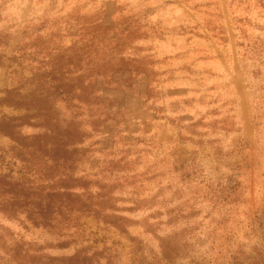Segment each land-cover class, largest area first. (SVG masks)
Listing matches in <instances>:
<instances>
[{
	"label": "rangeland",
	"instance_id": "1",
	"mask_svg": "<svg viewBox=\"0 0 264 264\" xmlns=\"http://www.w3.org/2000/svg\"><path fill=\"white\" fill-rule=\"evenodd\" d=\"M0 264H264V0H0Z\"/></svg>",
	"mask_w": 264,
	"mask_h": 264
},
{
	"label": "trees",
	"instance_id": "2",
	"mask_svg": "<svg viewBox=\"0 0 264 264\" xmlns=\"http://www.w3.org/2000/svg\"><path fill=\"white\" fill-rule=\"evenodd\" d=\"M48 210H49V208L41 209L40 213L43 214V215H42L43 217H44V216H47V214H48V212H49ZM41 214H40V215H41Z\"/></svg>",
	"mask_w": 264,
	"mask_h": 264
}]
</instances>
